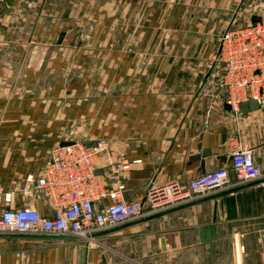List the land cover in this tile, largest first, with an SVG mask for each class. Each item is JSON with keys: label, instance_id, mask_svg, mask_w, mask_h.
<instances>
[{"label": "crops", "instance_id": "1", "mask_svg": "<svg viewBox=\"0 0 264 264\" xmlns=\"http://www.w3.org/2000/svg\"><path fill=\"white\" fill-rule=\"evenodd\" d=\"M262 15V1L250 0L0 2V196L10 195L9 208L51 217L47 195L27 179L42 176L52 150L71 140L105 141L96 166L109 191L113 171L131 165L120 173L129 202L152 184L186 187L233 170L239 144L264 169V107L231 112L223 67H209L226 29ZM6 209L1 199L0 214ZM97 240L100 248L89 249L72 237L0 235V264H264V188L210 197Z\"/></svg>", "mask_w": 264, "mask_h": 264}, {"label": "built area", "instance_id": "2", "mask_svg": "<svg viewBox=\"0 0 264 264\" xmlns=\"http://www.w3.org/2000/svg\"><path fill=\"white\" fill-rule=\"evenodd\" d=\"M3 1L6 0H0ZM261 1L260 20L226 29L209 65L210 69L217 63L223 67L226 104L236 115L240 105L250 99L264 107V0ZM67 142L71 143L52 150L42 176L27 179L45 192L53 215L44 216L32 206L9 208L10 195L0 196L7 207L0 214V235H53L96 245L97 235L102 232L224 192L234 194L248 186L264 188V169L256 163L253 151L239 144L232 153L233 173L228 168H218L191 180L186 187L179 182L152 184L144 199L129 202L120 182V173L131 168L129 163L123 162L113 171L109 179L116 188L109 191L96 166L99 155L106 150L105 141L98 140L95 146L80 140ZM23 191L29 194L27 187ZM107 197L114 202L100 207L98 202Z\"/></svg>", "mask_w": 264, "mask_h": 264}, {"label": "water", "instance_id": "3", "mask_svg": "<svg viewBox=\"0 0 264 264\" xmlns=\"http://www.w3.org/2000/svg\"><path fill=\"white\" fill-rule=\"evenodd\" d=\"M260 20V18H258L257 20H255L254 22H257V21H259ZM63 37H64V34H62V36H61V38H60V40L59 41H62L61 39H63ZM261 108V106H260V104L258 103V101L257 100H255V99H250L248 102H244V103H242L241 105H240V113H243V114H248L249 112H251V111H256V110H258V109H260ZM71 142H65V143H63V144H61V145H68V144H70ZM87 146H95L96 145V143L95 144H93V145H91V144H89V143H85ZM234 172V169L233 170H231V173H233ZM224 194H228L227 192H224V193H221V194H218V195H216V196H213V197H217V196H221V195H224ZM207 199H209V198H207ZM195 203V202H194ZM193 204V203H192ZM190 205V204H189ZM210 235V234H209ZM162 244H163V249L165 248V246H164V242H162Z\"/></svg>", "mask_w": 264, "mask_h": 264}, {"label": "rangeland", "instance_id": "4", "mask_svg": "<svg viewBox=\"0 0 264 264\" xmlns=\"http://www.w3.org/2000/svg\"><path fill=\"white\" fill-rule=\"evenodd\" d=\"M254 2H258V3H261V0H250V3L252 4V3H254ZM235 8V4H232V6H231V9H234ZM86 243V245H87V247L89 248V249H98V248H100V244H89V243H87V242H85Z\"/></svg>", "mask_w": 264, "mask_h": 264}]
</instances>
